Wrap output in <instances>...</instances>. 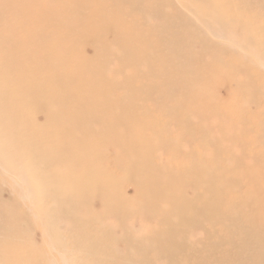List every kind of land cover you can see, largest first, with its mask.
Wrapping results in <instances>:
<instances>
[{
    "label": "rangeland",
    "instance_id": "374dc122",
    "mask_svg": "<svg viewBox=\"0 0 264 264\" xmlns=\"http://www.w3.org/2000/svg\"><path fill=\"white\" fill-rule=\"evenodd\" d=\"M14 1L15 0H13V3L10 2L8 3V5H4V9L2 10L0 9L1 14L4 15L3 17L0 18V24L2 23L0 25V39H1L0 40V75L5 74V73H10L12 72L14 68H17L18 63L12 62L13 65H8L5 62V60L9 59V55L11 52L15 51L17 54L21 53L22 48L26 45V40L24 37L26 32H27V47H30L36 43L35 41H32V40L34 37L39 36V32L44 33L46 31L45 33H47L48 32L47 29L50 28V26L45 22V20L41 19L42 14H41L40 9H37L33 12L32 11L27 12V16H28L27 22L29 23L25 22L24 19H22V21L25 24L19 22L21 21L19 19V17H21L20 12L25 11V8L19 7L17 9L16 7H18V4H15ZM150 1L152 3H156L158 7H160V10L158 9L152 13H149V12H146V10L144 9V6L140 4L137 7V9L132 11L133 18L142 20L140 21L142 27L141 25L139 26L140 32L136 33L138 36H135V40L137 43H140V44L142 42L144 43L145 41L147 42V48H144L146 50L143 56H150L153 58L158 56L157 60L160 61L159 63H162L165 66H168V69L174 74L175 79L172 81L170 80V83H167V84L171 85V90H173V95L175 92L176 97L174 98L175 95L171 96V94L169 98L165 96L168 99L165 97L164 98L163 97L159 98L157 96L153 97V95L155 94L153 93L152 88H150V85H151L150 81L147 80L146 83L144 82L140 84V81L138 80L142 75L145 76L146 73L148 74L147 76L156 74V73L155 74L150 73V70H151L150 65H147V67H144L146 69H143V66H142V68L141 67L137 69L132 68L131 70V67H129V65L124 66L122 64L124 60L128 58V56H131L132 54H134L133 52L135 48H131L128 46L124 48L123 44L120 43V41L125 42L124 41L125 36L123 34L124 31H121V30L117 31L118 34L117 35L114 34L116 36H112L113 38L110 37L112 38V40L110 41L113 44L110 42V44L106 45L109 49H107L106 47L105 52L102 51L105 56H100L98 58L99 60H104L105 63H103L102 61L101 62L102 67L101 66L97 67V68L100 67L99 69L102 68L101 69L102 77L100 76L98 78L100 82L97 78L95 79H97V81L100 84H104V83L107 84L106 88L104 89V91H106V94L104 95H107V97L105 98H108L109 100L110 98H112L109 102L113 104L118 103L122 106L121 108H123L124 110L131 109V111L133 110L132 113L135 114V115L132 114V119L134 120L127 119V121L124 123L125 126H123L124 125L123 124L120 127L116 128L117 134L121 133L122 131L127 132L130 129L131 133L132 134L134 133L133 136L137 138V136L135 135V133L137 132L136 128L142 127L140 128V131L138 134L139 137L144 142L149 144L150 146L157 145L156 152H153L149 156V158H151L152 163H155L160 168H163V167L166 168V171L169 170L168 172L172 171L170 169L172 167V164L169 163V158H168L169 156L168 153L171 152L172 150L173 151L172 155L174 153L173 156H176L175 162L173 164V167L175 168V171H176L175 176L179 175L177 178H180V173L178 172L180 171L179 168H181L182 170L184 167L183 172L186 171L187 173V171L190 170L188 168H191L190 166L192 163L190 162L192 161L200 162L201 160H203L201 159L202 156H204V160L206 161L204 160L203 161L207 163L210 161L209 166L213 167L216 170V173H217L216 176L218 175L216 178H219V179L215 180L214 182H210V183L207 182L208 185L201 183L202 186L199 188L197 187V184L190 183L192 181L187 175H184L185 180H186L185 186L184 185L182 186L183 181L181 182V184H178L179 181H177L178 179H176L175 182H177L176 184L178 186V189L166 190L167 191L166 195L167 197L171 199H176L180 196H184L186 199H188V202H187L188 204H184L185 208L183 210H180L178 208H173V209L168 210L167 205H164L157 201L153 203H149L145 199L137 196V197H133V199L135 200L130 201L134 203L136 209L130 208L129 211H125L124 208H121V209L118 208L120 210L118 211L114 207L113 211L114 209H116L117 211L115 210L116 212L114 211L115 213H113V211L111 212L110 210L112 209V207H108V204H103L100 202L101 197L107 195L108 191L97 190L93 187V190L91 191L89 190L91 193H93L91 198L86 197L87 199L84 198V200H79L73 206L74 208L70 207L71 210L68 208L67 213L65 212V214L63 213V215L59 214L58 215L59 217L57 215L54 216L55 214L54 212L50 211V207H54V208L56 206L59 207L61 203L59 201L51 200L53 199L55 195L52 193L51 190H49L48 192V189L41 186L42 176H44V174L46 173L45 168L43 169L39 165L37 166L34 161L27 160L26 154L22 150H19V148L22 146L18 143V141L16 140V143L14 144L11 138H9L8 135H6V134H12L13 136L16 137V132L17 131L20 132V127L25 122H23V120L20 121V120L10 118L9 116L14 111V109H18L19 105H21L22 107L24 103L27 102L28 100L36 101L39 98L43 99V106L51 110V111H48V113L49 112L52 113L55 110L59 112V110L65 109L66 104L64 103V101L68 97L72 100L74 104H77L79 106V104L81 103L80 100L82 98L84 99V97L86 98L85 96L86 90L84 89L82 90V92L80 91L74 92L72 90L68 91V89L66 88L62 90H55L43 84L41 85L39 89L35 88L32 91V88H29L30 83L26 82L24 85L23 84L21 86L18 85L19 87L16 88L15 92L13 90L12 94H6L9 86L0 85V220H1L0 223H2L3 226L7 225V227L4 226L3 228L1 224L2 229L0 228L1 229L0 231V246H1L0 252H3L4 250V253L2 254L0 253V260H3L4 263L6 262L5 264H17V262L18 263L20 262V264H25V261H27L26 264L27 263L36 264V262L39 261V260L37 261L36 258L41 259L40 260L42 261L41 264H56V263L57 264H108V263L123 264L124 261H125V264H129V262L134 264L135 261H136L135 264H226V263L232 264L236 261L237 256L231 250H225L224 252L217 254L216 256H214V259L211 262L205 261V260H208L209 258H212L213 256H209L208 254L205 253V251L203 250L204 249L203 241L207 238V236L214 237L215 235L217 236L221 233L218 227H216L215 231H213L207 225L208 221H211L208 219L209 217L212 216L213 206H215V204L217 207L220 205L221 211L220 210L219 211L221 215L225 214V216H230L231 213H235V215H237L241 209H244L245 219L249 218V215L252 216V217L250 216L252 219L258 220L260 222L264 219V212H263L264 211V89H262V91H259L257 89L256 91L254 89H249V87H246V88H243V94H239L238 96H237V92H235V84L242 83L243 85L244 83H246V82H243L246 77H250L251 80L254 81L256 80L255 78L257 76L256 73H259V74L261 73L264 76V73H262L264 70V59H263L264 58V0H210L209 2H206L205 0H200V1L199 0L197 1L196 0H186V2L185 0H150ZM194 1L196 3H194ZM198 2L201 3L203 7L199 5ZM143 4L146 5V0H143ZM7 6L9 7L7 8ZM177 6H178V9H177ZM198 6L200 10L196 8ZM165 8H167L168 10ZM12 10H14V13ZM141 11L147 14L149 18L142 17L143 15H141L142 14ZM206 11L208 12L207 14H210L211 18L209 17V15L206 14ZM39 12H40V15H38ZM29 13L31 14L33 18L29 15ZM178 14L180 15L179 17H185L184 20L186 19L187 21L180 20V22H178L177 21L178 19L175 20V16L178 17ZM38 16H40L39 21L36 18ZM30 17L32 18V20L30 19ZM28 18L30 19V21H28ZM205 20L208 22H206ZM5 21L8 23L7 25H5L6 24ZM11 21H13L14 23L13 25ZM34 21H36L37 23H35ZM167 21L174 22V25L173 27L171 26L172 28H170L168 32H165L166 34H164L162 32L163 30L161 29H163L164 23ZM189 21L191 22L192 26L189 24L190 23ZM16 22H19L18 26L16 25L17 24ZM193 22H195V24H193ZM10 24L12 25V27ZM201 24L203 25L201 26ZM145 26L147 30L149 29L150 30L147 31L146 28H144ZM34 27H37V28L40 27V28L37 29ZM5 28L7 29L4 30ZM43 28H45L44 32H42ZM199 28H201L202 30ZM205 29H208V30H205ZM160 33H162V35ZM51 36L54 38L53 34ZM58 36L59 35H57V38H56L58 39V44L59 43L62 44V41L69 43L70 41L69 39L62 38L61 36L58 37ZM132 36H134V34H132ZM114 38L116 39V42L114 41L115 40ZM117 38L118 39L120 38L119 41H117ZM224 38L226 41L224 40ZM201 40L202 41L205 40L204 41L205 43L202 42ZM220 40L222 41V44ZM40 41L43 42L44 40L40 39ZM249 41H252L253 44L249 43L248 46H246L248 47L247 48L248 52H246L245 50L244 52L241 50V48L238 45L236 46V44H241V47H242L241 42L248 43ZM103 43L104 41L101 42V46L100 44H98L97 46H100V47L96 46L97 49L99 48L102 49V46L104 47ZM153 44L154 46H156V47L153 46L155 49H150V47ZM225 46L226 47L228 46L230 49L228 47L226 48ZM94 49L98 53V50L96 48ZM128 49L130 51H128ZM220 49L222 50L221 52H220ZM113 51L114 52L116 51V52L114 53ZM216 51L218 53H216ZM254 54L257 56H254ZM110 55L112 56L111 59H110ZM171 58L173 59V61H171L172 60ZM232 58L235 60H239L241 64H244L246 62L247 66H251L253 68L252 71L249 73H246V70L243 69V72H242L243 74L237 75L235 72L233 74V72L230 70V69H234V64H235L234 61L232 62L231 60ZM98 59L96 58V60ZM114 60H116V62ZM176 62H178L179 64L177 63L178 65L175 66L174 64H176ZM261 62H263V65ZM111 63L114 65H111ZM115 63H117L118 65L117 64L115 65ZM219 64H222L225 68L227 66V68L229 69L227 71V75L225 78L222 75L224 68H220ZM181 65H184L186 67L181 66ZM260 67L263 70H261ZM112 68L114 69L117 68V69H115L114 71V69ZM27 70H30L28 65H27ZM18 71L20 72V70ZM82 71H85V68L82 69ZM107 71H108V74H107ZM25 72H26L25 70L21 71V73H25ZM97 72L98 71L96 70V73ZM182 72H183V75H181ZM201 72L203 73L202 76H201L202 74ZM126 73L128 75H126ZM194 73L196 75L192 77ZM209 73H210V76H209ZM39 74H41V72H39L38 75ZM38 75L33 76V78H38L39 77ZM106 75H108L107 78L105 77ZM110 75L112 76V78H110ZM83 76L84 77L81 76V80L83 79L86 80L85 75ZM155 77L156 79H159L161 82L164 81V77L162 74H158V75L156 74ZM201 77L203 78L201 79ZM210 77H212V79H209ZM134 78H136L135 82L133 81ZM252 78H254V80ZM125 80L126 81L131 80L132 82H134V84L125 83L126 82ZM153 81L156 83L157 82L160 83V81H156V80H153ZM192 81L195 83L192 84ZM262 81H264V78ZM10 83L12 85L18 84L15 81H12ZM75 84L77 86L79 82H75ZM142 84H146L147 87L143 88L141 86ZM167 84H164V85H167ZM133 86L136 89H134ZM78 87L79 86H77V89ZM193 87H196V88L193 89ZM83 91H84V94H83ZM93 91L97 94H94L93 92L89 94L90 95L89 97H92V98H88L91 101H89L88 99L85 100V101H89L88 103L86 102L87 103L86 107L87 105L88 107L89 106L93 107V105L95 104L97 105L96 100L100 98L99 95H103V93L100 92L103 90L96 91L94 89ZM108 91H111V92L109 93ZM183 91L186 94H188L187 98H185L186 94L182 93ZM195 91H197L198 95L194 94ZM191 94H194V95H191ZM8 95L12 97L13 99L8 98L7 97ZM94 95H96V97H93ZM128 95L130 96L129 99L126 98ZM192 96L195 99V101H192L193 103L190 101V99L191 100L193 99ZM123 99H125L126 102H123L122 101ZM137 99H139V104H138ZM170 99L172 100L170 101ZM175 99L179 100L178 103H177V100ZM173 100H174V103H173ZM180 100H182L183 103L180 102ZM129 102H131V104ZM187 102L190 104H188ZM244 103L246 104V109L243 110L242 108L244 107ZM102 104H105V105L101 106ZM110 104L108 105V103L106 102L105 103L102 102L101 104H99L100 105L99 108L100 109L103 108L102 110H99V113L103 111L107 113L109 108L110 109L112 108V107H109L111 106ZM157 104H158V108H156ZM96 105L94 107H96ZM210 106L216 111L215 113L216 116L214 117V119L216 120L212 122H206L208 118H206L204 114H205L206 109L208 111ZM88 107L86 109L91 108V107L89 108ZM168 107L170 108L174 107V109L177 110V112H179V116L181 118L179 119V122L177 119H175V122L173 123L171 122L170 124H167L166 112L168 113V110H169ZM163 108L164 110H162ZM182 108H184L183 111H181ZM86 109L83 112L84 115L90 112H92V114L96 113V110L94 112L92 108L90 112H87ZM106 109L108 110L105 111ZM139 109L140 111H136ZM239 109L243 110V112L237 118L236 114L239 112ZM155 110L156 111L159 110V111L156 112ZM246 110L250 112L249 116L246 113ZM68 115L70 116L71 114H69L68 112H65L62 114V116H59V117L64 118L65 120L64 122L70 121L71 125L68 127L69 129L62 130L61 131L62 133L58 135H68L71 132L81 131L87 137L85 138V140L90 141L89 138H92L91 140L95 139V136L90 135L88 126L84 128L83 126L85 124L80 125L81 119H76L75 116L74 117L71 116L68 118ZM160 116H162V118ZM148 120L150 121V123L148 122ZM42 121L44 122V119H42ZM144 122L147 124H145ZM153 122L156 124L155 128L154 127L153 128L144 127V125L154 126ZM184 122H186L185 128L188 129L189 132L186 131L184 133L181 130L180 126ZM96 123H99V122L97 121ZM126 123L128 126L126 125ZM161 123H163L162 126H161ZM179 123H180V126H179ZM56 124L59 125V123H56ZM38 125L40 126V124ZM97 126L100 127L102 125L98 124ZM2 131L5 133H3ZM193 131H196V134L194 136H193V133H194ZM164 133L167 134L170 138L164 137V139L159 142V138H160L158 137L159 134L160 136H162L164 135ZM243 133H244V136H243ZM54 134L55 133L53 132L52 135ZM132 134H130L129 136H132ZM190 134H192V139L189 137ZM242 137L244 138L241 139ZM48 138H46L43 142L44 143L47 142ZM110 140H106L105 141L106 143L103 144L102 149H99L95 154L96 155L95 158H100L99 164L103 170V173L99 175H95L92 181L95 183H99V184L101 183L102 185L103 183H107L110 180H122L123 181L121 177L122 171L119 168H117V165L125 162L126 158L125 156H123L122 154L116 151L115 145L112 142H110ZM44 143H41V142L38 144L36 143L35 147H39ZM163 143L165 144L169 143L170 147H167L165 144L163 146ZM23 150L24 151L27 150V147H24ZM186 156L187 158H185ZM188 156L191 159L188 158ZM133 157L134 156H132V158ZM34 159L38 160L37 158H34ZM229 167H231V171L228 170ZM52 169L53 171H55V168H52ZM85 171L86 170H84V167H79L76 170L77 173H84ZM253 175H256L257 179H253ZM188 178L190 182L188 181ZM221 179L223 180L224 185L219 187L218 181L222 182ZM132 180L133 179H129V180L127 179L123 181V186H121V188H117L116 190H112L111 193L116 196L120 192V194L117 197H120V195H123V194L128 195V196L131 195L132 188L126 182L128 181L131 182ZM234 184L237 186L239 185L240 187L233 186ZM260 184L262 187L260 186ZM224 188H226L227 191ZM102 189L105 190L103 187ZM94 192L96 193V196ZM98 194H102V196L100 195L101 196L100 197ZM97 197L99 200H97ZM107 198L108 197L106 196L105 199L107 200ZM102 199L105 200L104 198ZM108 200H111V199L108 198ZM86 202L88 203L91 202V204L89 203L87 205ZM240 203H242L241 204L242 207ZM110 204H113V200L110 201ZM3 206H8L9 208L11 207L12 210L11 208L9 211H6L5 209L3 210ZM104 206L106 208H104ZM196 206L201 207L202 208L201 210L205 212V214H203V212H201L200 210H195ZM232 207L233 208L236 207L234 212L232 211L233 210ZM186 208L188 209V211L186 210ZM77 209H80V210H77ZM11 211L13 213L15 211V214H13ZM76 211H77V214L74 213ZM181 211L183 212L185 211L186 213L184 214L186 218L188 217L187 219H185V223L188 220L190 221L195 220L197 222L196 224L199 226L193 227L195 228L194 231L190 233L187 232L186 237H178V236L176 237L175 239L176 241H174L173 244L175 245L177 243L180 247H178L177 244L175 245L178 248H177V253H175L177 255L173 259L174 255H172V252L170 250H167V248L172 244V242L169 239V237L171 236L170 234H171L172 228L170 226H162L161 228V226H159V220L163 218L162 217L163 215H164V219L166 220L165 216L167 217L169 213L170 214L175 213L176 216H179ZM73 213L75 214V216L73 215ZM92 213L97 222L89 221L90 223H88V220H89L88 216L89 214H92ZM118 213H121L122 216H125V218H128V220L124 221V225L122 226H119L114 223L115 217H118ZM68 215L70 218H67ZM106 216L108 217L106 218ZM10 218L13 219L11 220L12 227L10 226V223H9ZM241 220L242 219L239 218V221ZM13 221L14 222L17 221L18 222L17 225ZM78 221L80 224H78ZM99 221H101V224ZM212 221H217V220H212ZM128 222H129V225H128ZM142 222H145V224L149 227L148 230L144 231V229H142V225H141ZM262 222L264 223V220ZM53 223H55L56 225H54ZM76 223L78 224L79 227L77 226ZM185 223H182V224L180 223V225L182 226H180V229L179 228L177 229H179L182 232L186 228V226H184ZM84 224H86V226ZM15 227H16V230H15ZM128 227H130L132 231H130V228ZM6 228H8L7 230L9 231L4 232ZM100 228L101 229L103 228V229L99 230ZM110 229H112L111 231L113 233L110 231ZM127 229H129L127 231L129 238L125 237L126 239L124 240L120 235L123 233L122 236L124 237V234L127 233L126 232ZM56 232H58L57 236H56ZM132 233L134 234L135 238L133 237ZM254 234L255 233L253 232L252 229L248 231V235H250V237L253 236ZM113 235L114 237H110ZM115 236H118L119 240H117L116 239L117 237ZM131 236L133 237L132 239H130ZM140 237L142 239H140ZM3 238L5 239V241H3L4 240ZM10 241H13V242L11 243ZM110 241L114 244L110 245L111 243ZM92 242L94 243L99 242L98 245L100 246L96 245L94 249L92 248L93 250L88 249V246H90ZM118 242L120 243L118 244ZM7 243H10V244L5 245ZM17 246L18 248H20V250H18ZM63 246L64 248H62ZM111 247H114V248L112 249ZM26 248L27 250L25 252L26 254L29 253L27 254L28 256L24 254L25 252H23ZM102 248H103V251H102ZM104 249H107V250H105L104 252ZM178 249L180 250L178 251ZM61 250H64V252ZM133 251L135 254H132ZM20 252L21 253L23 252V254L26 256H23V254L21 255ZM55 252L56 253L58 252L57 253L58 255ZM129 252H131V254ZM105 253H107L106 254L107 257ZM111 253H114L113 256ZM34 254H37L35 255L36 257L34 256ZM30 255L31 256L33 255L32 259ZM46 255L48 256L46 257ZM5 256H6V259H5ZM24 257L25 258L27 257L26 260L24 259ZM123 257H125L124 260H123ZM131 257L133 258L131 259ZM51 258H53L54 260ZM107 258H109L110 260H108ZM129 258L131 259L132 262L129 261ZM138 258L140 259V261L141 260L142 261L141 262L138 261L139 260ZM112 260H115V261L111 262ZM3 262H1L0 264H2Z\"/></svg>",
    "mask_w": 264,
    "mask_h": 264
},
{
    "label": "bare ground",
    "instance_id": "6f19581e",
    "mask_svg": "<svg viewBox=\"0 0 264 264\" xmlns=\"http://www.w3.org/2000/svg\"><path fill=\"white\" fill-rule=\"evenodd\" d=\"M139 1H141V2H139ZM205 1L206 2H209L210 0H205ZM10 2L13 3V0H0V9L1 10L4 9V5H8V3H10ZM185 2H186V0H185ZM14 3L15 4H18V7H16L17 9L19 7L25 8V11L20 12V15H21L22 18L19 17V19L21 20L19 22L25 24L22 21V19H24V21L27 22V17H28L27 16V12H31V11L33 12V11H35L37 9H40L41 10V14H42L41 19L45 20V22L50 26V28L47 29V31H48L47 33H45L46 31L44 32L45 28H43V31L42 32H44V33H40L39 32V36L38 37L37 36L34 37L33 40H32V41H35L36 43L33 46H30V47H27V32H26V34L24 36L25 37V40H26V45L22 48L21 53L17 54L15 51L14 52H11L10 55H9V59L8 60H5V62L8 65H13L12 62L18 63L17 68H14L12 70V72L5 73V74L0 75V85H2V86H9L6 94H12L13 93V90L15 92L16 91V88H18L22 84L24 85L26 82L27 83L28 82L30 83V87L29 88H32V91L35 88H38L39 89L41 87V85H43V84L46 85L47 87H49L51 89H55V90H62V89H65V88L68 89V91H71L72 90L74 92H77V91L82 92V90H84V89L86 90V93H85L86 98L84 97V99L82 98L80 100L81 103L80 104L78 103L79 106L77 104H74L72 102V100L68 97L64 101V103L66 104V108L65 109H61V110H59V112L57 110H55L52 113L51 112L48 113V111H51V110H49V108H47V107H44L43 106V99L42 98H39L36 101L28 100L27 102L24 103V105L22 107H21V105H19L18 109H14V111L9 116L10 118H13V119H16V120H20V121L23 120V122H25L20 127V132L19 131L16 132L17 139L12 134H6V135H8V137L11 138V140L13 141L14 144L16 143V140L18 141V143L22 146V147L19 148V150H22L26 154L27 160L34 161L37 166L39 165L41 168H43V169L45 168L46 173L44 174V176H42L41 186L44 187V188H46V189H48V192H49V190H51L52 193L55 195L54 197L52 195L53 199H51V200L59 201L61 203V205L59 207L58 206H56L55 208L54 207H50V211L51 212H54V214H55L54 216H56V215L58 216L59 214H62L63 215V213L65 214V212L67 213L68 208L71 210L70 207H73L75 205V203L78 202L79 200H84V198H86V197L87 198H91L93 193H91L90 191L93 190V187L95 189H97V190L108 191L107 192L108 194L105 195V196H103V197H101L102 194H98V195L99 196L101 195L100 196L101 197V199H100V202L101 203L108 204V207H112V209H110L111 212L113 211V208L114 207L118 211H120L118 208H120V209L121 208H124L125 211H129L130 208L136 209L134 203H132L130 201L135 200V199H133V197H137V196L145 199L149 203H153V202H156L157 201V202H160V203H162L164 205H167L168 206L167 207L168 210L169 209H173V208H178L180 210H183L185 208V205L184 204H188L187 203L188 202V199H186L184 196H180V197H178L176 199H171V198L167 197V195H166L167 194V191L166 190L178 189V186L176 184L177 182H175L176 179H178L177 181H179L178 184H181V182L183 181L182 182V186L183 185L185 186V184H186L185 181L186 180H185L184 175H187L191 179L192 182L189 181V178H188V181L190 183H192V184H197V187L198 188L202 186L201 183H203L205 185L206 184L208 185V183L214 182L215 180L219 179V178H216L218 176V175L216 176V174H217L216 173V170L213 167L209 166L210 161L208 163L207 162H204V161H206V160H204V156H202V158H201L204 161L201 160L200 162H195V161L190 162V163H192L191 166H190L191 168H188L190 170L187 171V173H186V171L183 172L184 171V167L183 166H182L183 167L182 170H181V168H179L180 171H178V172L180 173V178H177L179 175L178 176H175V172L176 171H175V168L173 167V164L175 162L176 156H173L174 153L172 155V152H173L172 150H171V152H169L171 154L168 153V155H169L168 156L169 163L172 164V167L170 168L172 171L168 172L169 170L166 171V168H164V167L163 168H160L155 163H152L151 158H149V156L153 152H156L157 145L150 146L149 144H147L146 142H144L139 137L138 134H139L140 128H142V127H140V128L137 127L136 128L137 129V132L135 133V135L137 136V138L133 136L134 133L132 134L131 131H130V129L127 132L122 131L121 132L122 134L121 133H118L117 134V132H116V128H118L121 125H123L127 121V119H132V114H133L132 111L133 110L132 111H131V109L130 110H124L123 108H121L122 106L120 104H118V103H114L113 104V103L109 102L112 98H110V100L108 98H105V97H107V95H104V94H106V91H104V89L106 88L107 84H105V83L104 84H100L99 83L100 80L98 78L100 76L102 77V75H101V73H102L101 69L102 68L99 69L100 67L99 68H97V67L102 65L101 64L102 61H103V63H105L104 60H99L98 58L100 56H105L103 52H105V50H106V47H107L106 45L107 44H110V42H111L110 40H112V38H113L112 36H116L118 34L117 31H120V30L121 31H124L123 34L125 36V39H124L125 42H123V41L121 42L120 41V43L123 44L124 48L126 46L131 47V48H135L134 49V52H133L134 54H132L131 56H128V58H126L122 64L124 66L129 65V67H131V70H132V68H134V69H137V68H140V67L142 68V66H143V69H146L144 67H147V65H150L151 66L150 73L151 74H155L156 73L157 75L158 74H162L163 77H164V81L161 82L159 79H156V77H155L156 74L155 75H151V76H147L148 74L146 73L145 76L142 75L139 78L138 81H140V84L141 83H144V82L146 83L147 80H149L150 81V84H151L150 85V88H152L153 93L155 94V95H153V97L154 96H157L159 98H162V97L164 98L165 96H167L169 98L170 97V94H171V96L173 95V90H171V85L170 84H167V83H170V80L172 81V80L175 79L174 74L168 69V66H165L164 64L159 63L160 61L157 60V57L158 56H156L155 58L150 57V56H143L144 55V52L146 50L144 48H147V42L145 41L143 43L141 41L142 43L140 44V43H137L136 40H135V36H138L136 33L140 32L139 31V26L141 25L140 21H142V20H138L137 18H133L132 17V11L135 10V9H137V7L141 4V5L144 6V9L146 10V12L152 13V12L158 10V9L160 10V7H158V5L156 3H152L150 0H146V5L143 4V0H15ZM194 3H196V2L194 1ZM199 5H201V3H199ZM8 7L9 6H7V8ZM196 8L199 9V6L196 7ZM165 9H167V8H165ZM177 9H178V6H177ZM180 9H182V8H180ZM12 11L14 13V10H12ZM15 11H17V10H15ZM213 11H215V10H213ZM141 13H142L141 15H143L142 17L149 18V16L147 14H145L143 11H141ZM204 13H205V11H204ZM207 13L208 12L206 11V14ZM29 15L31 16L30 13H29ZM38 15H40V12H39ZM207 15H209V17H210V14H207ZM3 16L4 15L1 14V12H0V18L3 17ZM23 16H24V18H23ZM33 16H34V14H33ZM179 16H180L179 14H178V17L175 16V20L178 19L177 20L178 22H180V20L187 21L186 19L184 20L185 17H179ZM31 17H30V19L32 20L33 17L32 18ZM134 17H136V16H134ZM36 18L39 21L40 16H38ZM30 19L28 18V21H30ZM15 21H16V19H15ZM36 21H34V22L37 23ZM143 21H145V20H143ZM205 21H204V23H205ZM11 22H12V25H13L14 24L13 21H11ZM19 22H16L17 23L16 24L17 26H18V23ZM206 22H208V21H206ZM5 23H6L5 25L8 24L6 21H5ZM27 23H29V22H27ZM189 24L191 25V22ZM193 24H195V22H193ZM12 25H11V27H12ZM173 25H174V22H169V21L165 22L163 29H161V30H163L162 32L164 34H166L165 32H168L170 30V28L173 27ZM202 25L203 24H201V26ZM3 26H4V24H3ZM76 26H77V28H76ZM6 27H8V26H6ZM141 27H142V25H141ZM210 27H211V25H210ZM9 28H10V26H9ZM34 28H37V27H34ZM39 28H37V29H39ZM144 28H146V26ZM201 28H199V29H201ZM6 29L7 28H5L4 30H6ZM146 30H147V28H146ZM149 30H147V31H149ZM205 30H208V29H205ZM78 31H80V32H78ZM35 33H36V31H35ZM156 33H158V32H156ZM8 34H10V33H8ZM52 34H53L54 38L51 36ZM114 34H116V35H114ZM132 34H134V36H132ZM160 34L162 35V33H160ZM210 34H209V36H210ZM57 35L61 36L62 38L69 39L70 40L69 43L62 41V44H60V43L58 44V39H56L57 38ZM110 37H112V38H110ZM162 38H163V36H162ZM40 39L41 40H44V41L41 42ZM119 39L117 38V41H119ZM142 39H143V37H142ZM224 40H225V38H224ZM102 41H104L103 45H104L105 48L102 46V49L99 48L100 49L99 50V49H97V47H100L101 46V42ZM114 41L116 42V39ZM204 41H202V42H204ZM227 42H228V40H227ZM241 43H242V47L243 46H245V47L242 48L241 47V44H236V46L238 45L241 48L242 51L245 50L246 52H248L247 51L248 50L247 49L248 47H246V46H248L249 43L253 44L252 41H249L248 43H245V42H241ZM98 44H100V46H97ZM221 44H222V41H221ZM223 45H225V44H223ZM148 46H149V44H148ZM153 46H154V44L150 47V49H155L154 47H156V46H154V47ZM249 47H250V45H249ZM94 48H96L98 50V53H97V51H95ZM107 49H109V48L107 47ZM110 49H111V47H110ZM128 51H130V50L128 49ZM221 51L222 50L220 49V52ZM129 53H131V52H129ZM216 53H218V52L216 51ZM254 56H257V55L254 54ZM96 58L98 60H96ZM111 58H112V56L110 55V59ZM131 58H133V59H131ZM69 59H71V60H69ZM92 59L94 60V62H93ZM240 59H242V58H240ZM116 60H114V61L116 62ZM231 60H232V62L233 61L235 62L234 69H230L233 72V74H234V72L237 75L243 74L242 73L243 72V69L246 70V73H249L253 69L251 66H247L246 65V62L245 63L243 62L244 64H241V62L239 60H235L233 58ZM171 61H173V59ZM177 63L178 62H176V64H174V63L173 64L176 66V65L179 64V63L178 64ZM261 63L263 65V62H261ZM116 64L117 63H115V65ZM27 65L29 66L30 70H27ZM111 65H114V64L111 63ZM181 66H184V65H181ZM186 66H184V67H186ZM1 67H3V66H1ZM219 67L220 68H224V71H223L222 75L225 78L226 75H227V71L229 69L227 68V66L225 68L222 64H219ZM84 68H85V71H82V69H84ZM112 69H114V68H112ZM115 69H117V68H115ZM115 69H114V71H115ZM260 69H261V67H260ZM18 70H20V72ZM23 70H25L26 72L25 73H21V71H23ZM96 70L98 71L97 73H96ZM258 70H259V68H258ZM261 70H263V69H261ZM39 72H41V74L38 75ZM195 73L193 74L192 77H194L196 75ZM262 73H264V70H263ZM107 74H108V71H107ZM186 74H184V75H186ZM256 74H257V76L255 77L256 80H254V78H252L254 81H252L250 77H246L245 80L243 81V82H246V83H244L243 85H242V83L241 84H238V83L235 84V92H237V96L239 94H243V88H246V87H249V89H254L256 91H257V89L259 91H262V89H264V81H262L263 78H264V76L261 73L260 74L259 73H256ZM35 75H38L39 77L38 78H33V76H35ZM83 75H85L86 80H84V79L81 80V76L84 77ZM111 75H110V78H112ZM115 75H116V73H115ZM126 75H128V74L126 73ZM181 75H183V72L181 73ZM202 75H203V73L201 74V76ZM215 75H217V74H215ZM107 76L108 75H106L105 77L107 78ZM118 76H120V75H118ZM179 76H180V74H179ZM209 76H210V73H209ZM203 77H201V79ZM95 78H97L99 80V82ZM207 79H208V77H207ZM209 79H212V77H210ZM118 80H120V79H118ZM153 80L160 81V83H158V82L156 83ZM12 81L17 82L18 84L17 85H12L10 83ZM133 81L135 82L136 81V78H134ZM233 81H234V79H233ZM75 82H79V84L77 85V86H79L78 89H77V86H76ZM134 82H132L131 80H127L125 83H128V84H132L133 83L134 84ZM193 83H195V82L192 81V84ZM164 84H167V85H164ZM67 86H69V87H67ZM141 86L143 88H146L147 87L146 84H142ZM174 86H176V85H174ZM174 86H172V87H174ZM125 87H127V86H125ZM194 88H196V87H193V89ZM94 89L96 91L103 90V91H100L101 93H103V95H99L98 94L100 98L96 100V102H97V105L95 104L96 107H94L95 105H93V107L89 106V107H91L93 109L94 112L96 110V113L95 114H92V112H90L92 109L91 108L90 109H86L88 107V105L86 107V104L89 101H91L88 98H92V97H89L90 96L89 94H91L92 92L94 94H97V93H95L93 91ZM119 89H121V88H119ZM134 89H136V88L134 87ZM200 89H202V88H200ZM109 90H111V89H109ZM191 91H189V92H191ZM64 92H66V91H64ZM108 92L110 93L111 91H108ZM137 93H139V92H137ZM182 93L186 94L184 91ZM83 94H84V91H83ZM168 94H169V96H168ZM194 94H197V91H195ZM194 94H191V95H194ZM78 95H80V94H78ZM174 95L173 96L175 98L176 97L175 92H174ZM199 95H201V94H199ZM185 96H186L185 98H187L188 94H186ZM7 97L10 98V99H13L9 95ZM66 97H67V95H66ZM80 97H82V96H80ZM93 97H96V95H94ZM167 97H165V98H167ZM183 97H181V98H183ZM195 97H197V96H195ZM126 98L129 99L130 96L128 95ZM86 99H88L89 101H85ZM193 99H194V97H193ZM193 99L192 100L190 99V101L191 102L192 101H195V99L194 100ZM171 100L172 99H170V101ZM175 100H177V99H175ZM182 100H180V102H182ZM122 101L123 102H126L125 99H123ZM137 101H138V104H139V99H137ZM152 101H154V100H152ZM178 101L179 100H177V103H178ZM102 102H104V103L106 102V103H108V105L111 103L110 104L111 106H109V107H112V108L111 109L109 108V110L108 109L105 110V111L108 110L107 113L104 112V111L99 113V110H102L103 109V108H101V109L99 108V106H100L99 104H101ZM131 102H129V103L131 104ZM173 103H174V100H173ZM170 104H171V102H170ZM188 104H190V103H188ZM104 105L105 104H102L101 106H104ZM166 107H167V105H166ZM107 108H108V106H107ZM156 108H158V104L156 105ZM168 108H169L168 113L166 112V114H167V124H170L171 122L172 123L175 122V119H177L178 122H179V119H181L180 116H179V112H177V110H175L174 107H172V108L168 107ZM85 109H86L87 112H90V113L84 115L83 112H84ZM104 109H105V107H104ZM126 109H128V108H126ZM143 109H145V108H143ZM242 109L243 110L246 109V104L245 103H244V107ZM53 110H54V108H53ZM159 110H160V108H159ZM159 110H157V111L155 110V111L158 112ZM162 110H164V108ZM183 110H184V108H182L181 111H183ZM243 110L239 109V112L236 114V117L237 118L242 114ZM136 111H140V109L139 110H136ZM65 112H68L69 114H71L70 116L68 115V118L71 117V116H73V117L75 116L76 119H81V124L80 125L85 124L83 126L84 128L86 126H88L89 127L88 129H89L90 135L95 136V139L94 140H91L92 138H89L90 141L85 140V138H87V137L81 131L71 132L68 135H58V134L62 133L61 132L62 130L69 129L68 127L71 125V122L70 121L64 122L65 121L64 118H63L64 115H63V117H59V116H62V114L65 113ZM70 112H72V113H70ZM160 112H162V111H160ZM137 113H136V115H137ZM215 113H216L215 109L211 108V106L209 107L208 111L206 109L205 114H204V116L206 118H208L206 122H212V121L216 120V119H214V117L216 116ZM246 113L249 116L250 112L248 110H246ZM15 115H16V117H15ZM133 115H135V114H133ZM139 116H140V114H139ZM160 117L162 118V116H160ZM135 118H137V117H135ZM42 119H44V122L42 121ZM132 120H134V119H132ZM97 121L99 123H96ZM148 122L150 123L149 120H148ZM56 123H59V125L56 124ZM38 124H40V126ZM98 124H100L102 126L99 127V126H97ZM132 124H133V122H132ZM145 124H147V123H145ZM162 124L163 123H161V126H162ZM185 124H186V122H184L180 126V123H179V126H180L181 130L184 133L186 131L189 132V130L185 128ZM126 125H127V123H126ZM153 125L154 126L144 125V127H151V128L154 127L155 128L156 124L154 122H153ZM123 126H125V124ZM123 128H121V129H123ZM6 130H7V128H6ZM9 131H11V130H9ZM152 131H154V130H152ZM53 132L55 133L54 135H52ZM193 132H194L193 133V136H194L196 134V131H193ZM3 133H5V132H3ZM74 133H75V135H74ZM130 134H132V136H129ZM243 136H244V133H243ZM158 137H160L159 138V142L162 141L164 139V137L170 138L165 133L162 136H160V134H159ZM189 137L192 139V134H190ZM46 138H48V141L44 143L43 141ZM243 138L244 137H242L241 139H243ZM193 139H194V137H193ZM106 140H110V142H112L115 145L116 151L118 153L122 154L123 156H125V158H126L125 162L117 165V168H119L122 171V176L121 177H122L123 181H125L127 179L128 180L129 179H133L131 182L130 181L126 182L132 188V194L129 195V196L123 194V195H120V197H117L120 194V192L116 196L111 193L112 190H116L117 188H121V186H123V181L122 180H110L107 183H103V185L101 183L99 184V183H95V182L92 181L93 178L95 177V175H99V174H102L103 173V170H102V168L100 167V164H99L100 158H95L96 157L95 154H96V152L99 149H102L103 144L106 143L105 142ZM40 142L41 143H44V144H42L39 147H35V144L36 143L38 144ZM80 142H81V144H80ZM164 144L165 143H163V146H164ZM165 145L167 147H170L169 146V143H166ZM24 147H27V150L24 151L23 150ZM259 148H258V150H259ZM164 150H165V148H164ZM166 150H167V148H166ZM188 155H190V154H188ZM132 156H134V157L132 158ZM34 158H37L38 160H36ZM185 158H187V156ZM188 158H190V157L188 156ZM190 163H189V165H190ZM225 166H226V164H225ZM79 167H84V170H86V171L84 173H77L76 170ZM52 168H55V171H53ZM228 170L231 171V167H229ZM244 173H245V171H244ZM3 175H4V173H3ZM256 175H253V179H257V176ZM223 177H225V176H223ZM222 185H224L223 180H222V182L221 181H218V186L221 187ZM233 186H237V185L234 184ZM260 186H261V184H260ZM102 187L105 190H103ZM224 189H226V188H224ZM208 190H209V188H208ZM223 191H225V190H223ZM226 191H227V189H226ZM94 194L96 196V193L95 192H94ZM106 196L108 198H110L111 200H108V198H107V200H108L107 201L105 199ZM212 196H213V194H212ZM216 197H217V195H216ZM102 198H104L106 201L103 200ZM97 200H99L98 197H97ZM112 200H113V204H110V201H112ZM221 200H222V198H221ZM211 201H213V200H211ZM91 202H89V203L91 204ZM86 203H87V205L89 204L88 202H86ZM241 204L242 203H240V205ZM84 205H85V203H84ZM105 206H104V208H106ZM247 206H245V207H247ZM241 207H242V205H241ZM10 208L8 206H3V210L5 209L6 211H9ZM104 208H103V210H104ZM88 209H89V207H88ZM116 209H114V211ZM189 209H191V208H189ZM201 209L202 208L199 207V206H196V208H195V210H200L201 212H203ZM235 209H236V207L233 208L232 211L234 212ZM11 210H12V208H11ZM77 210H80V209H77ZM186 210L188 211L187 208H186ZM219 210H220V205L217 207L216 204H215V206H213L212 216L209 217V219H208V220H211V221H208V223H207L208 227H210L213 231H215V228L218 227L221 233L219 235H217V236L215 235L214 237L207 236V238L203 241L204 242L203 243V246H204V249L203 250L209 256H213L212 258H209L208 260H205V261L211 262V261H213L214 256H216L217 254L222 253L225 250H231L237 256L236 261L234 263H232V264H264V223L262 222L264 219L260 222L258 220L252 219L251 218L252 217L251 215H249V218L245 219L244 218V209H241L237 215H235V213H231L230 216H225V214L224 215H221L220 214V211L221 210L220 211ZM114 211H113V213L116 212V211L115 212ZM157 212H158V210H157ZM181 212H180L179 216H176L175 213L174 214L173 213L170 214L168 212L169 214L167 215V217L165 216L166 220L164 219V215L162 216L163 218L161 217L162 219L159 220V226H161V228H162V226H170L172 228L171 234H170L171 236L169 237V239L172 242V244L167 248V250H170L172 252V255H174L173 256V259L177 255V254H175V253H177V248L180 247L177 243L176 244L178 245V247L175 246L176 244L175 245L173 244V242L176 241L175 240L176 237L177 236L178 237H186L187 236V232L190 233V232L194 231L195 228H193V227L199 226V225L196 224L197 222L195 220H193V221L188 220L185 223V219H187L188 217L186 218V216L184 214V213H186L185 211L184 212L181 211ZM74 213L77 214V211L74 212ZM74 213H73V215L75 216ZM93 213L92 214H89V216H88V219H89L88 220V223H90L89 221H96ZM97 213H99V212H97ZM102 213H103V211H102ZM126 213H125V215H126ZM13 214H15V211H14ZM135 214H136V212H135ZM203 214H205V212H203ZM69 215H68L67 218H70ZM73 215H72V217H73ZM99 215H101V214H99ZM107 215H109V214H107ZM196 215H198V214H196ZM107 217L108 216H106V218ZM12 218L9 219L10 221L8 220L9 223H10V226L12 224L11 223V220H13ZM76 218H77V216H76ZM239 218H241L242 220L239 221ZM77 220H79V219H77ZM126 220H128V218H125V216H122L121 213H118V217H115L114 223L117 224V225H119V226H122V225H124V221H126ZM201 220H203V219H201ZM212 220H217V221H212ZM75 221H76V219H75ZM79 221H81V220H79ZM79 221H78V224H80ZM0 222H1V220H0ZM73 222H74V220H73ZM99 222L101 224V221H99ZM5 223H6V221H5ZM14 223L17 225L18 222L16 221ZM180 223L181 224L182 223H185L184 226H186V228L182 232L179 230L180 229V226H182V225H180ZM1 224L2 223H0V228H1ZM53 224L56 225L55 223H53ZM78 224H77V226H78ZM84 225L86 226V224H84ZM128 225H129V222H128ZM141 225H142V229H144V231L145 230H148L149 227L145 224V222H142ZM2 226H3V224H2ZM4 226L7 227V225H4ZM4 226H3V228H4ZM11 227H10V229H11ZM128 228H130V227H128ZM177 228H179V229H177ZM1 229H0V231H1ZM7 229L8 228H6V230L3 229L4 232L5 231H9ZM102 229L100 228L99 230H102ZM182 229H183V227H182ZM250 229H252L253 232L255 233L251 237H250V235H248V231ZM15 230H16V227H15ZM111 230L112 229H110V231ZM128 230L129 229H127L126 232ZM130 231H132L131 228H130ZM100 232H102V231H100ZM1 234H2V232H1ZM57 234H58V232H56V236H57ZM122 234L120 236L124 240L126 239L125 237H128L129 238L128 232L124 234V237L122 236ZM129 234H130V232H129ZM59 235H61V234H59ZM110 237H114V235L113 236H110ZM115 237H117L116 239L119 240L118 239V236H115ZM121 237H120V239H121ZM133 237H134V234H133ZM133 237L131 236L130 239H132ZM9 238H10V236H9ZM140 239H142V238L140 237ZM10 240H11V238H10ZM3 241H5V239ZM105 241H106V239H105ZM10 242L12 243L13 241H10ZM120 242H118V244ZM98 243L99 242H97V243L92 242L90 244V246H88V249H92V248L94 249L96 247V245H98ZM111 243H110V245H113L114 244V243H112V244ZM8 244H10V243H7L5 245H8ZM118 244H116V245H118ZM64 246L62 248H64ZM98 246H100V245H98ZM105 247H103V248H105ZM17 248H18V246H17ZM103 248H102V251H103ZM111 248L113 249L114 247H111ZM18 250H20V248H18ZM26 250H27V248L24 251L23 250L22 251L25 252ZM97 250H98V248H97ZM105 250H107V249H104V252H105ZM179 250L180 249H178V251ZM61 251L64 252V250H61ZM201 251H202V249H201ZM5 252H6V250H5ZM23 252L22 253L20 252L21 255L23 254ZM111 252H112V250H111ZM0 253L1 254L4 253V250H3V252H0ZM129 253L131 254V252H129ZM24 254H26V252ZM24 254H23V256H26L29 253H27L26 255H24ZM63 254H65V253H63ZM106 254L107 253H105V255ZM111 254L113 256L114 253H111ZM132 254H135L134 251H133ZM35 255H37V254H34V256ZM32 256L30 255L31 259L33 258ZM47 256L48 255H46V257ZM126 256H127V254H126ZM1 257H2V255H1ZM40 257H41V255H40ZM106 257H107V255H106ZM108 257H109V255H108ZM26 258L24 257L25 260H26ZM120 258H122V257H120ZM124 258L125 257H123V260H124ZM132 258L133 257H131V259ZM5 259H6V256H5ZM36 259H37V261L38 260L39 261L41 260V259H38V258H36ZM51 259H53V258H51ZM100 259H102V258H100ZM107 259L110 260L109 258H107ZM131 259L129 258V261H131ZM0 261L3 262V260H0ZM114 261L115 260H112L111 262H114ZM133 261H135V260H133ZM138 261H140V259ZM26 262L27 261H25V264H26ZM29 262H30V260H29ZM38 262H36V264H38ZM32 263H34V262H32ZM41 263H42V261L39 262V264H41ZM135 263H136V261H135ZM17 264H20V262L19 263L17 262ZM108 264H110V263H108ZM123 264H125V261H124ZM129 264H132V263L129 262ZM226 264H228V263H226ZM229 264H231V263H229Z\"/></svg>",
    "mask_w": 264,
    "mask_h": 264
}]
</instances>
